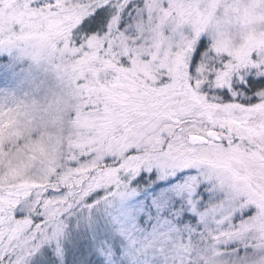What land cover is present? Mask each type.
Returning <instances> with one entry per match:
<instances>
[{
    "label": "rangeland",
    "instance_id": "374dc122",
    "mask_svg": "<svg viewBox=\"0 0 264 264\" xmlns=\"http://www.w3.org/2000/svg\"><path fill=\"white\" fill-rule=\"evenodd\" d=\"M129 2L120 0L121 5ZM134 2L143 4L129 10L131 19L120 32L119 51L132 54L127 67L101 63L87 53L75 55L61 42L69 18L39 0H0V52L20 65L16 82L0 84V207H15L34 190L63 183L67 193L62 196L71 204L87 194L102 156L136 144L159 148L165 134L183 127L173 137V150L215 170L220 178L217 203L234 211L252 208L235 222L227 212L228 224L210 223L207 235L178 238L183 264L194 259L264 264V102L218 116L229 128L228 144L214 142L209 139L212 128L198 122L197 98L181 86V77L187 84L186 65L183 73L178 71L202 36L227 68L264 64V0ZM160 69L176 78L175 88L149 83L159 78ZM86 102L93 108L85 111ZM84 113L81 124L78 116ZM196 135L209 141L197 143ZM234 137L239 139L233 142ZM65 146L73 160L61 161ZM52 164L59 167L56 178Z\"/></svg>",
    "mask_w": 264,
    "mask_h": 264
},
{
    "label": "snow or ice",
    "instance_id": "6c2138e0",
    "mask_svg": "<svg viewBox=\"0 0 264 264\" xmlns=\"http://www.w3.org/2000/svg\"><path fill=\"white\" fill-rule=\"evenodd\" d=\"M39 4L69 18L61 42L75 55L87 53L101 63L110 60L131 67L132 54L119 51L131 0L127 5L120 0H39ZM214 57L202 36L178 71L183 73L186 65L187 84L181 77V86L198 100V122L224 133L209 139L227 145L229 128L217 117L264 102V64L232 69ZM19 68L9 53L0 52V84L16 82ZM167 72L160 69L155 74L159 78L149 83L175 88L177 80ZM91 108L92 102L84 104L85 111ZM178 133L183 127L172 136L165 134L159 148L136 144L105 154L103 163L95 166L87 194L71 204L62 196L66 187H45L15 207H0V264H177L178 260L183 264L178 238L185 233L193 238L207 235L210 223L221 228L228 224L227 212L235 222L252 208L234 211L217 203L218 174L202 160L177 155L172 145ZM189 264L204 262L194 259Z\"/></svg>",
    "mask_w": 264,
    "mask_h": 264
},
{
    "label": "trees",
    "instance_id": "16d2710c",
    "mask_svg": "<svg viewBox=\"0 0 264 264\" xmlns=\"http://www.w3.org/2000/svg\"><path fill=\"white\" fill-rule=\"evenodd\" d=\"M132 8H133V6L135 5H139L140 3H135L134 2V0H132ZM143 4V2L140 4V5H142ZM124 5H127V3L126 4H124ZM131 8V9H132ZM132 14L133 13H129V16H130V19H131V16H132ZM127 18V17H126ZM129 19V20H130ZM30 28V27H29ZM233 69V68H232ZM245 69H249V68H245ZM219 70V68H217V71ZM250 70V69H249ZM261 94H264V93H261ZM75 114V112H73V114L72 115H74ZM78 117H80V119H79V123H81V124H83V119H84V117H87V114H80ZM69 126L70 127H72V120L70 121V123H69ZM80 130H82L81 128H80ZM34 133V132H33ZM22 143V142H21ZM6 149H10V146H6ZM69 151H70V148H68V147H64V149H63V151L61 152V154L63 155L62 156V160L61 161H69L70 159H74L75 157H72V154H69ZM70 162H72V161H70ZM52 166L53 167H51V169H50V171L52 172V176L54 177V178H56L57 176H58V173L57 172H55V171H58V169L57 168H59L58 167V165L57 164H52ZM55 172V173H54ZM54 175H56V177L54 176ZM62 186H64V187H66L65 185H64V183H63V185ZM58 187V186H57ZM0 188H2V187H0ZM0 192H2L1 190H0Z\"/></svg>",
    "mask_w": 264,
    "mask_h": 264
},
{
    "label": "water",
    "instance_id": "95a60500",
    "mask_svg": "<svg viewBox=\"0 0 264 264\" xmlns=\"http://www.w3.org/2000/svg\"><path fill=\"white\" fill-rule=\"evenodd\" d=\"M211 135H212V136H219V133L212 131V132H211ZM194 140H195L196 142H199V143H207V142L209 141V139H208L207 137H205V136H200V135H196V136L194 137Z\"/></svg>",
    "mask_w": 264,
    "mask_h": 264
}]
</instances>
